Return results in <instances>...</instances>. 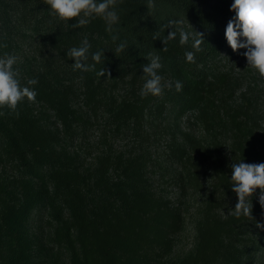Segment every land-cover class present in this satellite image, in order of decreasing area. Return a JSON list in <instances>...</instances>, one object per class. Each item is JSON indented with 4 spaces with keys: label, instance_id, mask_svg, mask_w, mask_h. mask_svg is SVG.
I'll return each instance as SVG.
<instances>
[{
    "label": "trees",
    "instance_id": "trees-1",
    "mask_svg": "<svg viewBox=\"0 0 264 264\" xmlns=\"http://www.w3.org/2000/svg\"><path fill=\"white\" fill-rule=\"evenodd\" d=\"M232 2L120 0L121 20L110 34L101 18L71 26L75 20L50 14L46 0H0V55L18 57L22 83L38 81L35 101L0 109V264H264L260 189L252 219L232 214V162H264V82L250 87L257 81L219 66L232 50L224 35ZM169 20L203 34L195 63L186 61L191 44L179 36L164 46ZM85 37L90 52L104 56L87 72L67 56ZM149 53L161 57L165 80L181 81V91L140 96ZM152 125L168 134L158 161L147 147L159 140ZM94 126L104 145L130 131L136 149L106 151L83 165L79 148ZM161 173L173 181L177 202L153 187ZM204 186L194 246L174 258L185 224L181 198Z\"/></svg>",
    "mask_w": 264,
    "mask_h": 264
},
{
    "label": "clouds",
    "instance_id": "clouds-1",
    "mask_svg": "<svg viewBox=\"0 0 264 264\" xmlns=\"http://www.w3.org/2000/svg\"><path fill=\"white\" fill-rule=\"evenodd\" d=\"M120 0H46L50 14L65 22L75 20L71 26H82L90 19L101 18L105 22V30L112 34L114 26L121 20L119 11ZM230 10H234L235 16L229 19L224 35L227 44L233 51L245 49L242 53L246 57L248 66L255 69L264 76V0H233ZM177 21L169 20L165 28L172 27V31L164 35L162 42L164 46L179 36L181 45L191 44L192 50L185 51L187 62L195 63L196 53L201 51L204 43L203 34L183 27H176ZM243 38V39H242ZM117 40L116 35H112ZM156 39V38H154ZM0 47L5 45L0 44ZM126 42H121L117 51H124ZM91 44L85 37L79 46H74L67 51V56L74 59L73 69L87 72L95 69L96 64L104 63L103 50L90 52ZM166 50V48H165ZM89 56L94 63H87ZM147 63L142 65L144 83L140 90L142 98L152 95L159 97L164 94L165 89H175L179 92L183 88L181 81H167L161 70L164 65L159 55L149 53L146 57ZM18 57L13 54L4 53L0 55V109L7 108L10 112H16L18 104L25 99L35 101L37 92L31 87L38 83L37 79L30 78L26 84L21 82L19 70L14 67ZM99 75H105L102 68ZM0 115L3 112L0 111ZM18 115V113H17ZM231 186L237 196V202L232 214L236 217H250L252 219V196L260 189L258 195L259 203L264 207V162L245 163L241 160L231 164ZM256 227L264 229V223L256 222Z\"/></svg>",
    "mask_w": 264,
    "mask_h": 264
},
{
    "label": "rangeland",
    "instance_id": "rangeland-1",
    "mask_svg": "<svg viewBox=\"0 0 264 264\" xmlns=\"http://www.w3.org/2000/svg\"><path fill=\"white\" fill-rule=\"evenodd\" d=\"M223 55V60L219 61L220 68L233 70L234 74L246 77V82H249L250 79L257 81L255 83V86L250 87H257V89L262 87L258 83L261 84L264 82V76H261L255 69H253L251 66H248L246 57L236 59V56L232 55V50L223 52ZM244 85H247V83H245ZM152 127L156 135L159 136V140L157 141V137H154L152 139L153 142L148 141L147 147L151 145V147L149 148V156L153 160L158 161V157L165 151V146L168 140V134L163 128V125H152ZM99 132H101V130L94 126L87 133V137L84 139L85 142L81 143V148H79V151L81 153V162L83 163V165H89L91 163H94L97 159V155L105 153L106 151L124 152L130 150L133 152L136 149V139L133 137L130 131H128L126 134L122 133L121 135L115 138H110L109 140H107L108 144L106 145L99 141ZM152 173H154V171H152ZM207 178L208 176L204 174L203 181L205 186ZM152 180L153 187L157 191L166 194L172 200H175L174 202L178 201L175 198L176 188L173 185V181L171 180L169 175H164L161 173L158 179H156V177H153ZM205 186L199 194L193 196L192 198H181V204L183 205L185 211V224L183 229L176 235V243L173 252L174 258L183 256L194 246L196 236L195 224L201 201V199L199 198L205 193ZM230 207L232 208V205H230ZM64 264H68V262Z\"/></svg>",
    "mask_w": 264,
    "mask_h": 264
}]
</instances>
